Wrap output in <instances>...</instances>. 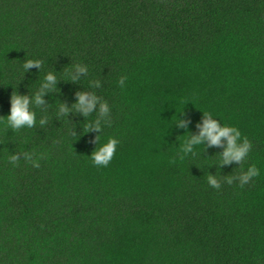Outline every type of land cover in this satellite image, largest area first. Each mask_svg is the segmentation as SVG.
I'll return each mask as SVG.
<instances>
[{"label": "trees", "instance_id": "obj_1", "mask_svg": "<svg viewBox=\"0 0 264 264\" xmlns=\"http://www.w3.org/2000/svg\"><path fill=\"white\" fill-rule=\"evenodd\" d=\"M27 58L41 69L23 74ZM75 64L88 74L65 80ZM47 71L60 79L32 105L34 128L0 117V264H264V0H0V116ZM78 91L111 105L107 167L89 156L99 133L83 129L97 114L57 116ZM203 111L251 142L243 167L260 175L243 188L207 183L241 170L219 164L223 145L179 158ZM15 151L40 166H13Z\"/></svg>", "mask_w": 264, "mask_h": 264}, {"label": "clouds", "instance_id": "obj_2", "mask_svg": "<svg viewBox=\"0 0 264 264\" xmlns=\"http://www.w3.org/2000/svg\"><path fill=\"white\" fill-rule=\"evenodd\" d=\"M42 61L38 59L27 58L24 60V73L30 71L32 67L41 69ZM88 67L84 64H75L69 73V78L65 80L78 81L81 79V74L86 76L88 74ZM60 79L55 71H47L43 80L39 84L37 91L29 94H20L18 91L13 92L10 98V112L6 116H0L4 119L7 127L13 131H19L22 128H34L37 124V114L33 110L32 105L37 107L45 106V96L57 90V82ZM127 77L121 76L119 84L121 87L125 86ZM93 88L101 87V81L96 80L92 82ZM76 101L69 106L66 103H60L57 116H66L68 113L76 111L79 112L86 120L92 114H97L96 119L87 122L83 125L84 132L96 130L99 134L95 137V148L89 155L92 162L100 167H107L112 161L119 140L116 137H109L106 142L101 143V134L105 125L111 123V105L99 96L95 91H78L76 94ZM183 111L178 113V119L174 124L181 128H186L188 121L182 118ZM84 120V121H85ZM222 121V122H221ZM48 123L47 117H41L39 124L44 126ZM199 132L197 134H190L189 132L184 137V143L181 148L179 158L182 160L186 156L196 155V148L199 145H223V150L217 152L219 155V164H231L235 162L240 166L241 170L236 176L218 177L217 173H208L207 183L214 189H221L222 179L228 184L238 182L239 186L243 188L249 184L254 177L260 175V169L255 164H251L245 170L243 167L249 153L252 149V144L247 137H244L240 129L235 126L217 119L211 112L203 111L202 122L198 124ZM42 158V157H40ZM23 159L30 162L33 167H39V158H34L32 152H11L9 156V163L17 166L19 161Z\"/></svg>", "mask_w": 264, "mask_h": 264}]
</instances>
